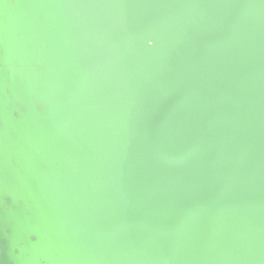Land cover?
Listing matches in <instances>:
<instances>
[{
	"label": "water",
	"instance_id": "95a60500",
	"mask_svg": "<svg viewBox=\"0 0 264 264\" xmlns=\"http://www.w3.org/2000/svg\"><path fill=\"white\" fill-rule=\"evenodd\" d=\"M3 204L12 264H264V0H0Z\"/></svg>",
	"mask_w": 264,
	"mask_h": 264
},
{
	"label": "rangeland",
	"instance_id": "374dc122",
	"mask_svg": "<svg viewBox=\"0 0 264 264\" xmlns=\"http://www.w3.org/2000/svg\"><path fill=\"white\" fill-rule=\"evenodd\" d=\"M1 233H0V239H3L2 237H1ZM2 247H3V245H1L0 244V250L2 249ZM16 252H17V254H14L15 256L17 255V257H19V254H18V250H16ZM42 255H41V258L38 260V261H41L39 264H49L48 262H47V260L45 261V260H43V259H48L47 257H48V255H50V257H53V258H51L52 260H51V262L53 261V260H60L58 257V255H57V253H55V252H52L51 250H50V248H49V246H47V249L46 250H44V251H42ZM9 254H7L6 253V256H8ZM47 256V257H46ZM22 260V259H21ZM9 257H8V259L7 258H5V264H9ZM23 261L25 262V263H22V262H20L19 261V264H27L26 263V260L25 259H23ZM11 262V261H10ZM11 263H13V262H11Z\"/></svg>",
	"mask_w": 264,
	"mask_h": 264
},
{
	"label": "flooded vegetation",
	"instance_id": "af4514ba",
	"mask_svg": "<svg viewBox=\"0 0 264 264\" xmlns=\"http://www.w3.org/2000/svg\"><path fill=\"white\" fill-rule=\"evenodd\" d=\"M4 207H5V205L3 204L2 206H0V209H2V208H4ZM0 240H3V241H4V243L1 244V245H3V247H4V245H5V239H0ZM3 247H2V249L0 250V264H5V258L8 259V256H6V253H7V252H6L5 249H3ZM13 254H17L16 249L13 250ZM9 264H12V263L9 261Z\"/></svg>",
	"mask_w": 264,
	"mask_h": 264
},
{
	"label": "clouds",
	"instance_id": "9594fccd",
	"mask_svg": "<svg viewBox=\"0 0 264 264\" xmlns=\"http://www.w3.org/2000/svg\"><path fill=\"white\" fill-rule=\"evenodd\" d=\"M39 107H40V106L37 105V108H39ZM15 115H16V113L14 112V113H13V116L15 117ZM3 199H4V202L7 203V199H6V198H3ZM30 239H31L32 241H35L36 237L33 236V237H30ZM3 243H4V241H3V240H0V244H3Z\"/></svg>",
	"mask_w": 264,
	"mask_h": 264
}]
</instances>
